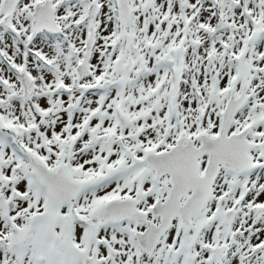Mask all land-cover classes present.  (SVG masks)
<instances>
[{
	"label": "snow or ice",
	"instance_id": "obj_1",
	"mask_svg": "<svg viewBox=\"0 0 264 264\" xmlns=\"http://www.w3.org/2000/svg\"><path fill=\"white\" fill-rule=\"evenodd\" d=\"M0 264H264V0H0Z\"/></svg>",
	"mask_w": 264,
	"mask_h": 264
}]
</instances>
